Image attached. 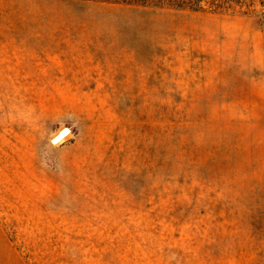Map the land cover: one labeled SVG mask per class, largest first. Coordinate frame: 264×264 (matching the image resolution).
Wrapping results in <instances>:
<instances>
[{"label": "rangeland", "instance_id": "1", "mask_svg": "<svg viewBox=\"0 0 264 264\" xmlns=\"http://www.w3.org/2000/svg\"><path fill=\"white\" fill-rule=\"evenodd\" d=\"M195 4L0 0V264H264V0Z\"/></svg>", "mask_w": 264, "mask_h": 264}, {"label": "trees", "instance_id": "2", "mask_svg": "<svg viewBox=\"0 0 264 264\" xmlns=\"http://www.w3.org/2000/svg\"><path fill=\"white\" fill-rule=\"evenodd\" d=\"M176 6L189 5L192 8L198 7L195 2L196 0H172Z\"/></svg>", "mask_w": 264, "mask_h": 264}, {"label": "bare ground", "instance_id": "3", "mask_svg": "<svg viewBox=\"0 0 264 264\" xmlns=\"http://www.w3.org/2000/svg\"><path fill=\"white\" fill-rule=\"evenodd\" d=\"M66 129H67V128H66V127H64V128H62V130H61V131L59 130L60 132H59V133H58V134H57V135H56V136H55V137H54L52 140H54V139H55V138H56V137H57V136H58V135H59V134H60L62 131H66Z\"/></svg>", "mask_w": 264, "mask_h": 264}]
</instances>
